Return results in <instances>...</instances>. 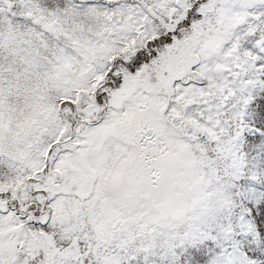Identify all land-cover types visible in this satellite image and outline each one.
<instances>
[{"label": "snow or ice", "instance_id": "obj_1", "mask_svg": "<svg viewBox=\"0 0 264 264\" xmlns=\"http://www.w3.org/2000/svg\"><path fill=\"white\" fill-rule=\"evenodd\" d=\"M0 264H264V0H0Z\"/></svg>", "mask_w": 264, "mask_h": 264}]
</instances>
